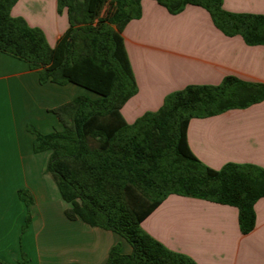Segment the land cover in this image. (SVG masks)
I'll list each match as a JSON object with an SVG mask.
<instances>
[{
	"label": "crops",
	"instance_id": "obj_1",
	"mask_svg": "<svg viewBox=\"0 0 264 264\" xmlns=\"http://www.w3.org/2000/svg\"><path fill=\"white\" fill-rule=\"evenodd\" d=\"M141 5V16L123 31L138 84L122 108L129 123L158 110L168 94L187 85H215L227 75L264 83L263 44L226 35L201 6L189 4L172 14L156 0ZM223 7L264 14V0H224ZM11 14L41 28L52 46L69 26L58 0H18ZM79 95L99 97L72 82L41 83L28 62L0 51V264H106L116 245L123 254L133 252L116 231L66 216L68 203L45 172L50 151H34L36 132L63 129L51 109ZM187 136L194 155L214 169L228 163L264 168V100L194 117ZM21 189L31 196L30 207L20 197ZM255 211L254 230L243 234L236 206L172 193L142 227L198 264H264V197ZM29 212L31 222L23 230Z\"/></svg>",
	"mask_w": 264,
	"mask_h": 264
},
{
	"label": "trees",
	"instance_id": "obj_2",
	"mask_svg": "<svg viewBox=\"0 0 264 264\" xmlns=\"http://www.w3.org/2000/svg\"><path fill=\"white\" fill-rule=\"evenodd\" d=\"M17 1L0 0V51L28 62L41 83L72 82L99 95H79L51 109L63 129L36 132L34 151H50L45 172L68 203L69 219L116 231L132 245L131 254L114 246L106 264H198L142 227L172 193L236 206L242 233L254 230L264 168L228 163L214 169L194 155L187 132L194 117L264 100V83L227 75L219 84L187 85L129 123L122 108L138 84L123 31L141 16L142 0H58L69 26L54 46L41 28L11 14ZM156 1L172 14L201 6L226 35L264 45V14L230 12L224 0ZM19 195L30 207L29 193L21 189ZM30 222L29 212L23 230Z\"/></svg>",
	"mask_w": 264,
	"mask_h": 264
}]
</instances>
